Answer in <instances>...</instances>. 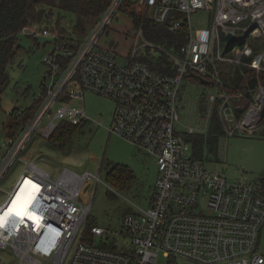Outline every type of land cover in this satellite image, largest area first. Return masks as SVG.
<instances>
[{
    "label": "built area",
    "instance_id": "obj_1",
    "mask_svg": "<svg viewBox=\"0 0 264 264\" xmlns=\"http://www.w3.org/2000/svg\"><path fill=\"white\" fill-rule=\"evenodd\" d=\"M123 1H112L76 49L60 42L59 30L49 25L33 23L20 31L49 39L54 48L45 58L49 71L36 97L40 103L35 115L14 135L4 130L0 186L17 160L24 165L0 203V251L11 248L19 264H156L161 253L170 264H264L262 182L230 179L210 168L189 140L199 128L182 121L187 110L184 83H200L202 77L216 90L208 97V116L216 102L221 115L232 114L225 123L227 134L258 125L264 104V0H129L170 31L185 30V39L168 48L149 41L143 26L134 25L126 34L131 48L120 63L115 42L105 44L103 36ZM201 10L213 12V19L196 27L193 15ZM229 33L236 35L233 47L227 44ZM257 39L259 52L253 44ZM154 49L168 57L170 71L139 58ZM245 65L258 76L248 92L225 78ZM88 91L115 102L110 132L154 155L159 167L149 207L132 209L117 228L86 227L95 183L102 181L100 170L64 168L52 177L38 159L22 157L34 138L50 140L61 122L89 120L84 109ZM248 96L250 106L236 123L233 110L238 113L243 106L233 108L228 100ZM87 182L92 184L88 201L82 199ZM23 185L24 209L8 212ZM95 237L104 240L98 245Z\"/></svg>",
    "mask_w": 264,
    "mask_h": 264
},
{
    "label": "rangeland",
    "instance_id": "obj_2",
    "mask_svg": "<svg viewBox=\"0 0 264 264\" xmlns=\"http://www.w3.org/2000/svg\"><path fill=\"white\" fill-rule=\"evenodd\" d=\"M132 9L137 8H133L132 4L129 8L126 0H124L120 6L121 11L113 17L108 34L103 36L105 44L115 42L120 54V63H124L122 56L127 54L131 48L132 41L127 33H131L130 31L134 26L133 17L130 14ZM213 15V12L201 10L193 15V23L196 27L202 25V23L207 24L213 19ZM64 25L71 30L73 23L70 18H66ZM19 36L22 48L14 61L8 66L11 83L4 93L0 109V152L4 150L6 143L4 123H6L13 108L21 110L31 106L35 101L41 91L43 79L49 71L45 58L54 48V42L44 37L37 39L34 36L21 33ZM150 52L156 58L160 55L155 49ZM245 67L248 66L245 65L241 68ZM261 75L263 76L261 83L264 86V74ZM191 81L193 83L186 79L183 86V89L187 91V110L183 114L182 121L199 128L198 135L204 134L207 136L213 129L212 117L217 104V117L224 131V135L219 138L215 151L209 150L207 146L205 147L204 160L206 164L212 169L224 171L230 179L237 177L251 180L260 179L259 176L264 170V138L261 139L255 136L258 125L253 129L247 127L241 130L238 129L232 135L227 134L225 123L228 121L227 118L231 119L232 114L229 116L221 115V105L216 102L211 115L208 116L209 102L206 100L205 103L201 102L203 92H206L209 97L210 94H215L216 90L211 89L210 85L199 83L195 79ZM247 86L244 83L239 84V88L245 90V92H248ZM84 94V109H86L89 120L84 122L81 130L72 137L71 141L66 146L60 147L54 140H45L46 143L44 144L38 138L34 142L36 139L34 138L32 140L34 143L32 142L23 151L22 157L30 159L31 155L36 158H40V154L43 155L46 160L38 159V165L48 171L52 177H57L64 168H71L79 173L86 170L98 173L100 170L102 181L95 183L90 220L99 226L117 228L125 212L149 207L155 192L159 167L154 155L140 150L129 139L110 132L112 114L115 110V102L112 99L96 92L88 91ZM249 98L248 96L238 100L231 97L228 100L233 108L239 106L238 104L243 106L240 107L242 110H238V113L233 110L236 123L240 121L239 118L250 106ZM228 110L231 111L232 109ZM32 144L33 146H31ZM0 160H2L1 156ZM113 163L129 166L133 170L134 180L128 182V185L111 183L105 167L106 164ZM23 165V160H17L10 167L5 180L0 186V203L21 174ZM88 226L87 222V229ZM261 238L260 249L264 251V231ZM102 240L104 238L95 237L94 243L99 245ZM158 257L156 264H170L168 258L162 253ZM0 264H19L11 248L0 251Z\"/></svg>",
    "mask_w": 264,
    "mask_h": 264
},
{
    "label": "trees",
    "instance_id": "obj_3",
    "mask_svg": "<svg viewBox=\"0 0 264 264\" xmlns=\"http://www.w3.org/2000/svg\"><path fill=\"white\" fill-rule=\"evenodd\" d=\"M113 0H0V109L4 93L10 85L9 64L14 61L19 54L22 46L20 44V31L25 25L39 23L49 25L59 30V41L64 43L72 49L79 47L82 40L88 35L93 26L101 19L100 17L105 13ZM127 6L133 5L129 0H126ZM130 4V5H129ZM132 9L130 11L133 17L134 25L138 27L143 26L145 37L155 43L163 44L172 47L182 43L185 39V30L181 32L170 31L169 28L161 23L151 20L143 12ZM70 18L73 23L71 30L64 25V20ZM260 39L254 40L255 51L259 52L262 44ZM174 43V44H173ZM179 43V44H175ZM142 60L149 62L152 66L159 69L170 71L171 62L164 54L159 57L153 56L151 52L139 57ZM245 74V75H244ZM227 81L239 87L240 83L247 84L248 87L254 88L257 84V73L249 68H237L234 73L226 74ZM261 78L263 76L261 75ZM239 83V84H238ZM228 92L232 88L225 87ZM208 101L206 92L201 96V102ZM40 103V99L35 98L31 106L17 109L13 108L11 114L4 123L5 130L8 134L14 135L22 124L29 121L36 113V109ZM207 103V102H206ZM217 104L214 109V116L212 117L213 129L206 136L204 134L198 135L195 133L189 135V140L192 142L195 155L202 160L205 158L206 146L209 150L215 151L220 136L224 135L222 126L217 117ZM201 113V112H200ZM60 126L52 135L50 140H54L60 147L66 146L77 134L84 123L71 124L69 122H61ZM212 128V127H211ZM258 138H264V117L258 123V131L255 132ZM103 165H105L103 163ZM108 179L111 183H119L128 185V182L134 180V173L131 168L123 164H106ZM262 182V193L264 194V170L259 176ZM131 211V210H130ZM130 211L125 212L124 215ZM88 229L96 225L89 217ZM91 236V234L89 233Z\"/></svg>",
    "mask_w": 264,
    "mask_h": 264
},
{
    "label": "water",
    "instance_id": "obj_4",
    "mask_svg": "<svg viewBox=\"0 0 264 264\" xmlns=\"http://www.w3.org/2000/svg\"><path fill=\"white\" fill-rule=\"evenodd\" d=\"M226 40H227V44L228 46L231 45L232 47L235 45V41H236V35L233 34V33H229L227 36H226ZM200 81L204 84H209V82L200 77ZM264 103V102H263ZM264 117V104H263V107H262V110H261V114H260V120ZM92 184L91 182H87L83 188V191H82V199L83 200H86L88 201L89 199V195H88V190L91 188Z\"/></svg>",
    "mask_w": 264,
    "mask_h": 264
},
{
    "label": "bare ground",
    "instance_id": "obj_5",
    "mask_svg": "<svg viewBox=\"0 0 264 264\" xmlns=\"http://www.w3.org/2000/svg\"><path fill=\"white\" fill-rule=\"evenodd\" d=\"M25 186L20 189V191L16 194L15 198L12 200V203L9 205L8 212L15 211V212H20L24 209L25 204L27 203L26 197H27V192L24 191Z\"/></svg>",
    "mask_w": 264,
    "mask_h": 264
},
{
    "label": "crops",
    "instance_id": "obj_6",
    "mask_svg": "<svg viewBox=\"0 0 264 264\" xmlns=\"http://www.w3.org/2000/svg\"><path fill=\"white\" fill-rule=\"evenodd\" d=\"M132 20H133V18H132ZM37 138H38V137H37ZM37 138L34 140V142L37 140ZM38 140L41 141V142L44 143V144L46 143L45 141H42V140L39 139V138H38ZM34 142H33V143H34ZM31 146H33V144H32ZM39 157H40V158H36L35 156L31 155V158L44 159V160H46L45 157H44L43 155H41V154H40Z\"/></svg>",
    "mask_w": 264,
    "mask_h": 264
}]
</instances>
